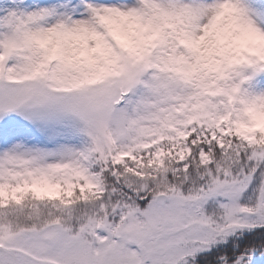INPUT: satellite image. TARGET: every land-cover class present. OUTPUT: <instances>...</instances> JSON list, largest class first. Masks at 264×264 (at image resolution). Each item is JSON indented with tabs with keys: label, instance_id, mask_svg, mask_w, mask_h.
<instances>
[{
	"label": "snow or ice",
	"instance_id": "6c2138e0",
	"mask_svg": "<svg viewBox=\"0 0 264 264\" xmlns=\"http://www.w3.org/2000/svg\"><path fill=\"white\" fill-rule=\"evenodd\" d=\"M0 264H264V0H0Z\"/></svg>",
	"mask_w": 264,
	"mask_h": 264
}]
</instances>
